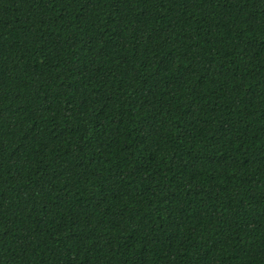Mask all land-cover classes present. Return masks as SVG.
<instances>
[{
	"label": "trees",
	"instance_id": "16d2710c",
	"mask_svg": "<svg viewBox=\"0 0 264 264\" xmlns=\"http://www.w3.org/2000/svg\"><path fill=\"white\" fill-rule=\"evenodd\" d=\"M0 264H264V0H0Z\"/></svg>",
	"mask_w": 264,
	"mask_h": 264
}]
</instances>
